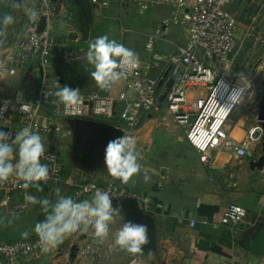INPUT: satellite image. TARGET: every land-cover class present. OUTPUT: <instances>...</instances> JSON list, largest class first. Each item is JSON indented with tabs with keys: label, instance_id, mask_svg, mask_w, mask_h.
<instances>
[{
	"label": "built area",
	"instance_id": "2783aa9c",
	"mask_svg": "<svg viewBox=\"0 0 264 264\" xmlns=\"http://www.w3.org/2000/svg\"><path fill=\"white\" fill-rule=\"evenodd\" d=\"M128 1L139 16L162 9L169 10L171 17L162 19L147 35L144 47L148 59H139V67L119 82L123 85L116 94L112 91L118 83L106 91L80 92L79 105L68 112L53 95H48L51 89H42L37 98L25 100L21 92L14 98L6 97L0 88V127H8L10 133L16 135L22 128L31 126L43 138L46 151L41 162L48 164L50 171L48 180L41 182L40 187L59 184L63 180L61 161L51 148L72 135L66 126L67 120L105 118L106 123L122 132V136L127 134L137 141L143 123L158 109V98L170 79L173 83L163 104L173 121L184 129L186 140L198 153L201 163L207 164L220 151H230L240 160L253 159L257 149L262 147L264 121L260 117V105L263 94H259L253 78L235 70L240 50L254 29L251 26L242 29L231 10L235 0ZM90 2L98 15L110 6V0ZM36 5L39 18L35 22L27 20L18 45L9 52L5 66L0 68V77L3 74L14 76L32 61H38L44 70H48L55 57L65 64L80 59V52L62 42L56 31L62 22H75L76 0H37ZM42 17L46 18V26L39 32ZM174 25L183 28L186 42L175 44L173 50L165 54L156 52L157 44ZM202 89L204 92L190 100L189 91ZM244 109L252 113L254 124L245 137L237 141L231 134L232 117ZM20 183L12 178L0 185V209L6 214L24 211L30 206L26 205L24 196L26 193L33 195L32 188L24 190ZM97 189L107 191L113 207H119L120 212L129 203L140 212L151 208L149 195L124 190L113 180L81 183L75 187L72 198L90 199ZM16 197L22 199L21 204L14 202ZM246 218V208L233 203L221 215V225L234 228ZM190 225L193 227L195 222L191 221ZM111 238L112 230L103 244L97 243L90 229L79 246L78 256L87 264H100L115 251ZM39 253L42 251L36 235L0 245V261L5 264H19ZM127 264H141V261L132 258Z\"/></svg>",
	"mask_w": 264,
	"mask_h": 264
},
{
	"label": "crops",
	"instance_id": "0c3cea01",
	"mask_svg": "<svg viewBox=\"0 0 264 264\" xmlns=\"http://www.w3.org/2000/svg\"><path fill=\"white\" fill-rule=\"evenodd\" d=\"M112 3V0H110V6L105 10L110 9ZM247 5L245 0H235L232 5V9L236 10L233 12L238 17L242 29L249 27L241 21L243 13H246L248 9ZM135 14L137 13L135 12ZM158 14L159 17L154 19V29L162 19L171 17L169 10L161 9ZM95 17L96 12L90 0H77L75 22L70 24L62 22L58 24L56 31L62 42L68 43L70 47L80 52V59L73 64H65L55 57L48 70H44L38 61L29 62L14 76L1 75L0 88H2V94L14 98L17 93L21 92L25 100H32L39 96L42 89L54 91L57 84L61 87L68 86L79 89L84 94L99 90L90 75L93 69L84 57V53L87 51L85 45L88 46V42L94 37L93 31L96 29L97 24V18ZM73 26H76L77 30H70ZM169 35L171 34H168L167 38L165 37L162 42L157 44L156 52L165 54L173 50L175 44L186 42L185 33L183 39H181L182 36L178 32L172 34V39L168 38ZM174 35L175 37L177 35L178 39ZM139 59L144 61L141 56H139ZM243 69L239 68L236 72L241 73ZM262 70L263 63L259 62L253 67L250 76L247 78H253L255 81L261 75ZM4 83L8 85L7 89L2 85ZM122 85L123 83H118L112 94H116ZM200 94L199 92L189 91V98L192 100ZM153 112L140 129L136 141L137 145L153 132V129L146 124L147 121L153 120L152 118L155 116ZM239 112H236L239 115L236 113L233 115L231 125L232 137L237 141H241L248 129L254 124L252 113L249 110L244 109ZM168 115H170L169 112ZM80 120L105 122L95 118L67 120L66 126L72 131V135L67 141L51 148L60 157L64 170L63 180L59 184L41 187L42 191L31 190L32 194L37 198H48L55 201L56 189L58 188L61 190V195L72 197L75 187L81 183L93 181L104 183L113 180L124 190H133L140 195H149L152 198V204L147 212H140L134 204H127L126 208L120 212L123 220L120 216L116 217V223L112 225V233L118 230L123 222H128L136 216H142L153 223L157 232L155 255H149L145 252L135 256L128 254L114 245L112 236L111 244L115 251L109 254L100 264H127L132 258H139L141 264H153L156 260H159V264H264V254H260L255 250L256 237L260 230L264 228V193L252 189L247 194H237V192H232V189L237 188L239 183H234L233 180L228 179L225 183L223 182L221 177L224 173L229 169H235L239 165L238 162L232 161L234 156L232 152L220 151L214 154L207 164L201 163L198 153L187 142L184 129L174 121L173 124L168 121L172 125L170 127L171 133L177 136L176 138L180 141V144L184 136L188 148L182 150L181 155L169 159L168 163L159 165V168H156L153 164L152 166L148 165L146 156L141 155L143 161L139 162L142 165L140 175L134 177L129 184L125 185L107 173L104 158L86 150L85 137L78 128V121ZM107 124L109 123L107 122ZM7 143L11 144L12 142ZM13 147L15 148V145ZM72 147L74 151L69 153ZM258 150L261 152V149ZM75 154L82 155L76 160ZM64 156L66 159H64ZM259 156L260 154H256L253 159H257ZM253 159L239 160L244 163V167L247 166L251 174L259 171L264 175V169L252 170L250 168L249 162ZM65 163L67 167L64 166ZM81 164H87V168H82ZM145 174L150 178L147 182L143 180ZM233 176L234 173L231 172L230 178H233ZM14 202L21 204L22 199L16 197ZM233 203L246 208L247 218L244 223L234 228L222 226L221 215ZM15 213L18 218L11 225H7L5 218H10V213L6 214L0 209V221H2L0 222V245L7 243L9 240L18 239L19 236L25 237L23 235L25 232L28 233L27 236L36 235L34 225L45 218V213L39 204L30 205L26 210L15 211ZM191 221L195 222L193 227L190 225ZM83 234L81 232L77 233L81 243L74 245H77L78 249L83 243L81 238ZM70 237L75 236L72 234L64 241H67ZM64 241L58 245L60 246L59 251L62 250L60 248L65 246ZM54 250L55 248L47 253L36 254L19 264H45V260L50 258L49 256ZM77 251L75 255L77 254V259L81 260ZM48 261L51 262V260ZM69 262L74 264L72 261ZM0 264L5 263L0 261Z\"/></svg>",
	"mask_w": 264,
	"mask_h": 264
},
{
	"label": "clouds",
	"instance_id": "9594fccd",
	"mask_svg": "<svg viewBox=\"0 0 264 264\" xmlns=\"http://www.w3.org/2000/svg\"><path fill=\"white\" fill-rule=\"evenodd\" d=\"M10 7L13 12L23 13L29 22H35L40 15L34 0H11ZM13 12H5L0 16V45L5 43L9 29L17 23ZM84 57L93 69L90 75L96 86L105 91L127 79L140 63L139 55L134 50L116 39H110L108 35L90 40ZM48 95L55 96L57 102L63 104L68 112L74 111L81 100L79 89L61 87L59 84L54 91L49 90ZM8 138V133L0 131V185L15 178L21 182L19 186L24 190L36 188L37 191H42L40 183L48 180L50 171L48 164L41 162L46 151L42 137L31 126H26L16 133L11 144L7 143ZM140 159L136 139L127 134L110 140L105 148L104 163L107 173L125 185L140 175ZM149 179L147 174L143 176L144 181ZM60 193L61 190L56 189L55 201L27 193L24 196L26 205L39 204L45 213V218L34 225L41 251L47 253L68 236L77 232L87 233L90 229L95 241L103 244L110 235L111 226L116 223V217H121L120 208L113 207L109 193L97 189L90 199L83 200H75ZM9 216L10 218H5L7 225L18 218L15 211ZM121 219L123 220L122 217ZM23 235L27 237L28 233ZM112 236L116 247L133 256L143 253L142 246L149 243L147 226L131 221L123 222Z\"/></svg>",
	"mask_w": 264,
	"mask_h": 264
},
{
	"label": "rangeland",
	"instance_id": "374dc122",
	"mask_svg": "<svg viewBox=\"0 0 264 264\" xmlns=\"http://www.w3.org/2000/svg\"><path fill=\"white\" fill-rule=\"evenodd\" d=\"M111 8L101 12V15L96 14V29L93 31L92 39L100 35H108L110 39H116L118 42L122 43L124 46L134 50L139 56L143 57L144 61L148 59L147 51L145 50V42L147 40V35L154 31L156 17H159V10H152L145 15L135 14V10L132 8L130 1L128 0H112ZM245 3L248 5L246 13H243L242 20L246 23L247 26H251L254 30L240 50L238 60L235 66V70L244 68L241 72L245 74L246 77H249L253 67L260 63H263V70L261 75L255 79V83L258 85L259 94H263L262 86L264 84V0H245ZM11 0H0V16L5 12H13L10 7ZM35 6H37V0H34ZM233 8V7H232ZM232 11H236L232 9ZM17 17V23L9 29V35L7 40L3 45H0V68L5 66L6 58L9 52L14 50L18 45L22 35L23 30L27 22V18L24 17L21 12H13ZM241 14V13H240ZM255 18V20H253ZM77 27L73 26L70 30H74ZM77 30V29H76ZM178 32L183 39L184 30L181 26H172L168 36L169 39H172V34ZM100 33V35H98ZM97 34V35H96ZM176 34V33H175ZM175 37V35H174ZM177 37V35H176ZM175 37V38H176ZM167 38V37H166ZM178 39V37H177ZM7 89V84H2ZM204 92V90H199V93ZM158 109L154 110L153 114L155 115L153 120L147 121L146 124L149 125L153 132H151L147 137L137 145V151L141 155L146 156V162L148 165H155L156 168H159V165L168 163L169 159L175 158L177 155H181L182 150H186L187 144L184 136L182 138V143L176 138L177 136L174 133H171L170 127L173 124L171 116L168 115V111L165 107V104L157 107ZM240 113V112H239ZM237 114V113H236ZM239 115V114H237ZM168 118L169 120H167ZM101 121H107L105 118L99 119ZM172 123L170 124L169 122ZM163 123V124H162ZM169 130V131H167ZM160 131V132H159ZM74 148H70L69 153L73 152ZM257 154L261 155V152L257 149ZM76 160L81 155L75 154ZM232 161L238 162L239 165L235 169H229L221 177L223 182L226 180H233L234 183H239L237 188L232 189V192H237V194L248 193L252 189H256L264 193V175L261 172H256L251 174L247 166L244 167V163L232 157ZM60 159V157H59ZM64 159L66 157L64 156ZM143 161L141 158L139 160ZM61 161V160H60ZM67 163V162H66ZM65 163L64 166L67 167ZM82 168H87V164H81ZM233 172V178H230V173ZM229 174V175H228ZM241 184V185H240ZM245 186V187H244ZM78 233V232H77ZM65 242V246L60 248L55 247L54 252L49 256L50 258L45 260V264H66L69 261H72L74 264H87L85 260H79L78 257H72L71 245L81 243V239L77 235ZM72 236V235H71ZM66 239V238H65ZM159 260L153 262V264H159ZM145 264V263H143ZM149 264V263H147Z\"/></svg>",
	"mask_w": 264,
	"mask_h": 264
},
{
	"label": "water",
	"instance_id": "95a60500",
	"mask_svg": "<svg viewBox=\"0 0 264 264\" xmlns=\"http://www.w3.org/2000/svg\"><path fill=\"white\" fill-rule=\"evenodd\" d=\"M77 1V0H76ZM46 26V18L42 17L38 31L42 32ZM168 75V72L166 76ZM173 80L170 79L166 85L165 89L163 90L162 94L158 98L159 105H162L168 90L171 88ZM263 96L260 105V117L264 121V84L262 86ZM78 128L82 131L83 136L85 137V146L88 152L95 154L101 158L105 156V148L110 140L115 138L121 137L122 132L115 128L114 126L107 124L105 122H97L93 120H80L78 121ZM0 131L8 133L10 136L7 142H12L15 138V133L11 132L8 127H0ZM249 166L252 170H263L264 169V142L262 143L261 147V155L257 159H253L249 162ZM131 222L136 224H143L146 225L148 228V237L149 243L147 245L142 246V251L149 254L155 255L156 253V243H157V232L156 228L153 223L146 220L142 216L133 217ZM87 233H84L81 238L84 239ZM78 250V246L74 245L71 248L72 257H75V253ZM255 250L260 253L264 254V228L260 230L259 234L255 240ZM68 264H72L69 262Z\"/></svg>",
	"mask_w": 264,
	"mask_h": 264
},
{
	"label": "trees",
	"instance_id": "16d2710c",
	"mask_svg": "<svg viewBox=\"0 0 264 264\" xmlns=\"http://www.w3.org/2000/svg\"><path fill=\"white\" fill-rule=\"evenodd\" d=\"M24 28H25V27H24ZM85 48L87 49L88 46L85 45ZM42 187H45V186H42ZM32 191H36V188H32ZM19 235H20V234H19ZM33 237H34V235H29V236H27V237L19 236L18 239L9 240L7 243H13V242L18 241V240H22V239H30V238H33Z\"/></svg>",
	"mask_w": 264,
	"mask_h": 264
}]
</instances>
